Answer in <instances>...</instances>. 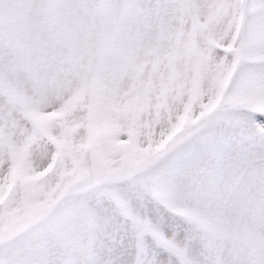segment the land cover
Listing matches in <instances>:
<instances>
[{"label":"snow or ice","instance_id":"6c2138e0","mask_svg":"<svg viewBox=\"0 0 264 264\" xmlns=\"http://www.w3.org/2000/svg\"><path fill=\"white\" fill-rule=\"evenodd\" d=\"M170 51L206 106L227 83L209 136L156 152L117 68ZM8 222L18 264H264V0H0Z\"/></svg>","mask_w":264,"mask_h":264},{"label":"rangeland","instance_id":"374dc122","mask_svg":"<svg viewBox=\"0 0 264 264\" xmlns=\"http://www.w3.org/2000/svg\"><path fill=\"white\" fill-rule=\"evenodd\" d=\"M98 15L103 22V11ZM177 59V54L170 51L168 54H152L140 63L125 62L117 68L118 79L127 77L128 98L123 114L130 120H138L143 116V136L148 141L149 149L156 152L166 146H170L168 151H171L209 136L216 121L213 115L215 108L224 99L223 87H226L227 82L221 87L215 104L206 106L198 66L193 63L189 77L185 62V78L182 79L175 67ZM13 102L27 108L20 97H14ZM25 114L36 118L30 112L26 111ZM153 140L159 143L154 144ZM15 157L19 167L23 155L16 153ZM27 246L28 228L23 222L0 225V264H8L10 259L13 264H18L15 258Z\"/></svg>","mask_w":264,"mask_h":264}]
</instances>
